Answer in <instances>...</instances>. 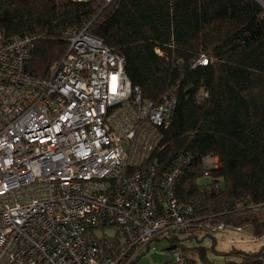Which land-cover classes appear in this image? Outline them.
<instances>
[{
    "label": "built area",
    "instance_id": "1",
    "mask_svg": "<svg viewBox=\"0 0 264 264\" xmlns=\"http://www.w3.org/2000/svg\"><path fill=\"white\" fill-rule=\"evenodd\" d=\"M65 37L43 77L27 70L32 38L0 32V264H134L171 231L232 227L197 218L175 196L190 156L157 177L159 128L171 123L177 92L144 100L103 39L87 27ZM172 246L169 264H203Z\"/></svg>",
    "mask_w": 264,
    "mask_h": 264
},
{
    "label": "trees",
    "instance_id": "2",
    "mask_svg": "<svg viewBox=\"0 0 264 264\" xmlns=\"http://www.w3.org/2000/svg\"><path fill=\"white\" fill-rule=\"evenodd\" d=\"M264 3V0H262ZM258 0H0L5 40L30 36V73L48 77L64 56L68 29L87 30L125 59L144 100L177 92L174 116L160 127L157 177L179 154L191 161L175 196L199 219L249 227L264 236V4ZM202 57L207 64L199 63ZM205 97H202L204 94ZM218 158L205 166L204 157ZM197 234L189 239L200 242ZM179 244L203 264L209 248ZM156 238L155 240H157ZM217 252V251H216ZM219 255L225 253L217 252ZM241 261L264 264L258 251L233 249Z\"/></svg>",
    "mask_w": 264,
    "mask_h": 264
},
{
    "label": "rangeland",
    "instance_id": "3",
    "mask_svg": "<svg viewBox=\"0 0 264 264\" xmlns=\"http://www.w3.org/2000/svg\"><path fill=\"white\" fill-rule=\"evenodd\" d=\"M110 234H113V230H107ZM183 245H202L209 248V258L215 264H225L228 261L240 262L239 258L230 257L228 253L233 249H241L245 251H258L264 245V236L261 238H255L249 229V227L242 228L240 231L236 227H227L224 230H219L213 234H206L205 231L197 232L200 242L195 239H189L186 233H177ZM102 235V233H100ZM169 240L166 236H160L155 241V249L150 251L149 256L142 257L134 264H161L171 258V254L168 253L167 247ZM225 253V255H219L217 252ZM170 255V256H169ZM199 259L197 256H195ZM200 260V259H199ZM201 261V260H200Z\"/></svg>",
    "mask_w": 264,
    "mask_h": 264
},
{
    "label": "crops",
    "instance_id": "4",
    "mask_svg": "<svg viewBox=\"0 0 264 264\" xmlns=\"http://www.w3.org/2000/svg\"><path fill=\"white\" fill-rule=\"evenodd\" d=\"M249 229H250V228H249ZM155 241H156V240H154V241L151 243V245H150L151 248H154V249H155V246H154V245H155ZM168 247H169V245H168ZM168 247H167L166 249H167V251H169L168 253H170V250L168 249ZM151 248H150V251L154 250V249H151ZM169 256H170V255H169ZM170 259H171V258L169 257V259H167L166 261L162 262L161 264H169ZM237 261H238V260H236V262H237Z\"/></svg>",
    "mask_w": 264,
    "mask_h": 264
},
{
    "label": "water",
    "instance_id": "5",
    "mask_svg": "<svg viewBox=\"0 0 264 264\" xmlns=\"http://www.w3.org/2000/svg\"><path fill=\"white\" fill-rule=\"evenodd\" d=\"M258 1H260V2H262L263 3V1L262 0H258ZM264 4V3H263ZM174 248V246H171L170 248H169V250H172Z\"/></svg>",
    "mask_w": 264,
    "mask_h": 264
}]
</instances>
